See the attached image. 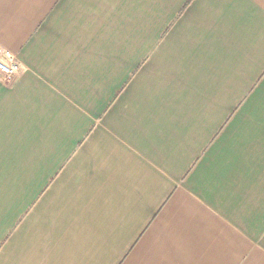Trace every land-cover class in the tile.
I'll return each instance as SVG.
<instances>
[{
  "label": "crops",
  "instance_id": "crops-1",
  "mask_svg": "<svg viewBox=\"0 0 264 264\" xmlns=\"http://www.w3.org/2000/svg\"><path fill=\"white\" fill-rule=\"evenodd\" d=\"M0 264H264V0H0Z\"/></svg>",
  "mask_w": 264,
  "mask_h": 264
},
{
  "label": "built area",
  "instance_id": "built-area-1",
  "mask_svg": "<svg viewBox=\"0 0 264 264\" xmlns=\"http://www.w3.org/2000/svg\"><path fill=\"white\" fill-rule=\"evenodd\" d=\"M20 72L16 56L6 47L0 45V79L6 83L14 80Z\"/></svg>",
  "mask_w": 264,
  "mask_h": 264
}]
</instances>
